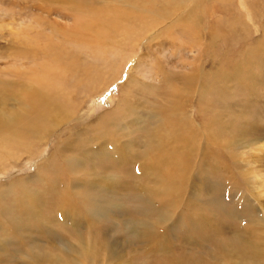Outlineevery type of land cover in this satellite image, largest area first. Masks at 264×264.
I'll use <instances>...</instances> for the list:
<instances>
[{"label":"rangeland","instance_id":"rangeland-1","mask_svg":"<svg viewBox=\"0 0 264 264\" xmlns=\"http://www.w3.org/2000/svg\"><path fill=\"white\" fill-rule=\"evenodd\" d=\"M103 18L111 64L69 43ZM0 81L19 122L72 92L0 139V264H264V0H0Z\"/></svg>","mask_w":264,"mask_h":264},{"label":"bare ground","instance_id":"bare-ground-1","mask_svg":"<svg viewBox=\"0 0 264 264\" xmlns=\"http://www.w3.org/2000/svg\"><path fill=\"white\" fill-rule=\"evenodd\" d=\"M114 1H118L119 0H114ZM127 4V3H126ZM145 9V7H143ZM64 10V9H63ZM111 10V9H110ZM92 12V11H91ZM97 13H99V11H95ZM47 14V13H46ZM48 15V14H47ZM50 15V14H49ZM186 17V16H185ZM184 17V18H185ZM107 18H103V20L101 21H97L95 22V24L93 23V21L89 24H85V26H81L80 28V31L81 33H79V35L82 36V40L81 39H77V41L79 42H76V39H74V41L71 40V42L69 43H72V45L76 44V45H81L82 47H84L85 49H94V52H93V55L95 56V58L100 61H103L104 63L108 62V63H113V59H116V58H120L121 57V60L123 58H127L131 52H128L125 50L124 51H120V46L123 44V40L125 41L126 38L122 39L121 41H118V40H110L109 42L105 41L106 37L105 36V31H104V28H105V24L103 22L106 21ZM112 23L108 22L110 26H112L111 24H113L114 27H116L119 23H121L122 21V18H118L116 15H114V17H111L109 19ZM147 20V19H146ZM91 21V20H90ZM149 21V20H148ZM152 21V20H151ZM56 23V22H54ZM23 24V23H22ZM135 25V24H134ZM20 26V25H19ZM77 26V25H76ZM22 27V26H21ZM55 27V26H54ZM53 27V28H54ZM61 27H64V26H61ZM108 28V27H107ZM107 28H106V35H107ZM59 30V29H57ZM79 30V29H78ZM77 30V31H78ZM25 32V31H24ZM66 33V32H65ZM74 33V32H73ZM151 37L153 36V32H151ZM155 34H156V31H155ZM58 35H62L63 34H58ZM66 35V34H65ZM71 35V34H70ZM64 36V35H63ZM66 37V36H65ZM71 37L73 38V35H71ZM131 37V36H130ZM76 38V37H74ZM85 38V39H84ZM149 39V38H148ZM155 39V38H153ZM61 40V38H60ZM65 40V38L63 39V41ZM62 41V42H63ZM104 42V43H103ZM50 43V42H49ZM59 44V43H58ZM67 45V44H66ZM51 46V45H50ZM108 49V56L106 58V56L104 57V51H103V48H106ZM125 47H126V44H125ZM31 48V47H30ZM49 49V48H48ZM122 49V48H121ZM32 52V51H30ZM29 52V53H30ZM63 52V51H61ZM44 54H46V52H44ZM85 54H86V51H85ZM36 55V54H34ZM68 55V54H67ZM28 56V55H27ZM48 56V55H47ZM53 56V55H52ZM60 55L58 54H54V57H56L57 59L59 58ZM120 56V57H118ZM25 57V56H24ZM63 57V56H61ZM65 58H68V57H65ZM71 58V57H70ZM93 58V57H92ZM64 59V58H62ZM67 60V59H65ZM97 60V61H98ZM67 61H70V60H67ZM117 61V60H115ZM129 61V64L131 65H134L133 62H135V59L134 60H128ZM90 63V62H89ZM69 65V64H68ZM84 65V64H83ZM90 65V64H89ZM114 65V64H113ZM131 65V66H132ZM55 66V65H54ZM70 66V65H69ZM98 66V65H97ZM105 66V65H104ZM119 66V65H118ZM66 67V66H65ZM77 67V66H76ZM100 67V66H99ZM108 67V66H107ZM106 68L105 71H106ZM112 67V66H110ZM71 68V67H70ZM79 68V67H78ZM96 68L97 70L95 71ZM52 69V67H51ZM82 69V68H81ZM72 70V69H71ZM88 70V71H87ZM87 70H79V71H76L74 69V71L72 72V75H78V73H83V74H90L89 77H86L88 79L85 80V83H88L87 85L89 86L93 79H94V76H99V74L102 72L101 69L97 68L95 66V64H93V66L90 67V69L87 68ZM49 71V70H48ZM86 71V72H85ZM49 73V72H48ZM56 73V72H54ZM103 73V72H102ZM101 73V74H102ZM45 76H46V79L48 78V75L46 74V72H44ZM52 74V73H51ZM106 74V73H105ZM53 75V74H52ZM82 75V74H81ZM73 77V76H72ZM82 77V76H81ZM84 77V76H83ZM29 79V78H28ZM45 79V78H44ZM50 79V77H49ZM52 79V78H51ZM50 79V80H51ZM85 79V78H84ZM74 80V79H72ZM25 81V80H24ZM32 81V80H30ZM42 81V80H41ZM57 81V80H56ZM75 81V80H74ZM73 81V82H74ZM3 81H0V83L2 84ZM37 82V81H36ZM51 82V81H50ZM61 82V81H59ZM71 82V81H70ZM32 83V82H31ZM42 83V82H41ZM40 83V84H41ZM52 84H54L53 82H51ZM56 83V82H55ZM93 83L95 84V81H93ZM92 83V84H93ZM25 84V82L23 83ZM35 84V83H34ZM100 84V83H99ZM98 84V85H99ZM43 85L44 86H40L39 84L35 86V91L34 93L32 94V102H33V108L34 110H32L33 112H35L37 115L35 117H27L26 116L24 117V121L22 120V116L20 118V121L22 120V122H19V118H18V115H13V117H7V114L4 112V111H0V116H2L3 118L0 119V139H4L3 143L7 140H10L11 139H15V137H19V140L21 139H26L28 137V133H31L33 131H35V129H37L39 127V125L41 124H45L47 123L46 126H50L49 124H53V125H56L55 123V120L54 118L57 117V115L59 114L60 116H63L61 115V113L64 111V109L62 107H67L69 106V104H71V95H72V92L70 93L68 90H62L60 89V85L57 84V86L55 87H49L48 85L45 86L44 82H43ZM66 86V85H65ZM77 85L74 84V88L76 87ZM27 87V86H26ZM101 87V86H99ZM28 88V87H27ZM67 88V87H66ZM70 88V87H69ZM73 88V87H72ZM68 89V88H67ZM204 89H206V86H204ZM71 90V89H70ZM62 93V94H60ZM74 103V102H73ZM28 104V103H27ZM42 106V108L40 107ZM52 109H54L53 111H51ZM31 111V110H30ZM29 111V112H30ZM51 111V112H50ZM67 111V110H66ZM32 112V114H33ZM81 114V113H80ZM28 116V115H27ZM54 116V117H53ZM59 117V116H58ZM106 118V117H105ZM57 119V118H56ZM62 119V118H61ZM103 120V119H102ZM62 121V120H60ZM19 123V124H18ZM45 127V126H44ZM46 128V127H45ZM44 129V128H43ZM47 129V128H46ZM45 129V130H46ZM55 129V128H54ZM40 131V130H39ZM35 132H38V131H35ZM49 132V131H48ZM47 132V134H48ZM34 133V132H33ZM32 133V134H33ZM36 134V133H35ZM39 134V133H38ZM43 134V133H42ZM104 134V133H103ZM43 136V135H42ZM109 135L105 134V135H102V137H107V141L106 142L108 145H112L113 148H115L116 150H118V143L120 142H115L113 139H110L108 138ZM32 137V136H31ZM39 137V136H38ZM101 137V136H100ZM110 137V136H109ZM29 139V137H28ZM33 139V138H32ZM35 139V137H34ZM39 139V138H38ZM27 140V139H26ZM37 140V139H35ZM102 140V139H101ZM106 140V139H105ZM20 142V141H18ZM17 142V143H18ZM34 142V141H32ZM1 143V142H0ZM106 143L103 144L106 146ZM2 144V143H1ZM5 144V143H4ZM23 145V144H22ZM123 145V144H122ZM2 146V145H0ZM20 146V145H19ZM33 146V145H32ZM117 146V147H116ZM4 147V146H3ZM111 147V146H110ZM126 148V147H125ZM23 149V148H22ZM105 149V148H104ZM107 149V148H106ZM5 150V149H3ZM7 150V149H6ZM5 151H2V152H6ZM31 150V149H30ZM1 151V150H0ZM107 151V150H106ZM14 152V151H13ZM3 155V154H1ZM83 161V160H82ZM81 161V162H82ZM74 169V168H73ZM74 171V170H73ZM103 179H105V176L101 177ZM108 178H110L109 180H114V176H109ZM77 180V179H76ZM106 180V179H105ZM104 180V181H105ZM109 182V181H108ZM107 182V183H108ZM76 183V181H75ZM102 183V182H101ZM260 185H258L259 187ZM103 187V186H102ZM112 187V186H111ZM26 190V189H25ZM32 190H34L32 188ZM261 190V189H260ZM4 191H10L9 188H5ZM27 191V190H26ZM1 192V191H0ZM28 195L30 194L29 191L26 192ZM18 195V194H17ZM33 195H36V194H33ZM30 194V196H33ZM37 196V195H36ZM19 197V196H18ZM82 257H85L82 255ZM84 259V258H83ZM35 264H45V260H43V258H40L39 259H36L35 261ZM72 264H82L81 262L79 261H76L75 260V263H72Z\"/></svg>","mask_w":264,"mask_h":264},{"label":"snow or ice","instance_id":"snow-or-ice-1","mask_svg":"<svg viewBox=\"0 0 264 264\" xmlns=\"http://www.w3.org/2000/svg\"><path fill=\"white\" fill-rule=\"evenodd\" d=\"M137 171H139V169H137Z\"/></svg>","mask_w":264,"mask_h":264}]
</instances>
